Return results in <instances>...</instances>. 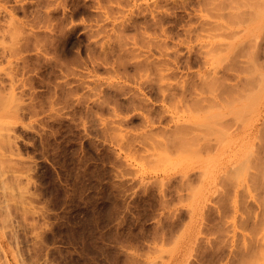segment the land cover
Masks as SVG:
<instances>
[{
  "label": "rangeland",
  "instance_id": "1",
  "mask_svg": "<svg viewBox=\"0 0 264 264\" xmlns=\"http://www.w3.org/2000/svg\"><path fill=\"white\" fill-rule=\"evenodd\" d=\"M0 264H264V0H0Z\"/></svg>",
  "mask_w": 264,
  "mask_h": 264
},
{
  "label": "bare ground",
  "instance_id": "2",
  "mask_svg": "<svg viewBox=\"0 0 264 264\" xmlns=\"http://www.w3.org/2000/svg\"><path fill=\"white\" fill-rule=\"evenodd\" d=\"M256 1H257V0H256ZM245 2H246V1H245ZM254 2H255V1H254ZM256 3H257V2H256ZM255 5L257 6V4H255ZM258 5H259V4H258ZM253 6H254V5H253ZM260 6H262L261 3H260ZM254 7H255V6H254ZM256 12H257V11H256ZM249 13H250V12H249ZM252 13H254V11L251 12V14H252ZM245 14H246V13H245ZM260 14H261V13H260ZM239 51H240V50H239ZM234 54H235V53H233V57H234ZM236 54H237V53H236ZM237 55H238V54H237ZM235 57H236V55H235ZM233 61H234V60H233ZM233 61H231V64H233V65H232V66H230L231 64L229 65V68H230V69H231V67L236 68L235 65L238 64V63H235V61H234V63H233ZM236 61L239 62L237 59H236ZM239 63H240V62H239ZM241 63H242V62H241ZM227 66H228V65H227ZM244 66H246V65H244ZM239 67H242L243 69L245 68V67H243V65L240 66V64H239ZM232 69H233V68H232ZM232 69H231V70H232ZM239 69H240V68H239ZM243 69H242V70H243ZM234 71H236V70H234ZM238 72H239V70H238ZM240 72H241V71H240ZM240 72H239V73H240ZM245 72H246V69H245ZM242 73H243V71H242ZM242 73H241V74H242ZM234 74H235V73H234ZM236 75H238V74L236 73L234 76H236ZM242 76H244V75H242ZM245 76H246V75H245ZM240 77H241V76H240ZM249 77H250V76H247V78H246V77H244V78L248 79ZM252 77H253V76H252ZM242 78H243V77H242ZM244 78H243V79H244ZM239 79H240V78H239ZM239 79H237L238 81H236V83L239 82L240 84H242V83H241V80H242L243 82H245V80H246V79H244V80H243V79H240V80H239ZM249 79L251 80L252 78L250 77ZM250 80H248V82H247V81H246V82H247V83H250V82H249ZM252 81H253V79H252ZM12 82H13V81H12ZM251 83H252V82H251ZM237 84H238V83H237ZM231 85H232L231 88L233 89L234 85H233V84H231ZM231 85H228V86L225 85V88L223 87L226 91H224V89H221V90H223L222 92H227V94L224 93V94H222V95H223L224 97H225V94H226V96L228 95V96H229V97H228V101L231 100V102H233V101H235V100H238V97H237V96H235V97L231 96V94H232V95L234 94V93H233V90L230 88ZM235 85H236V84H235ZM238 85H239V84H238ZM249 85L251 86L252 84H249ZM240 86H241V85H240ZM227 87H229V88H227ZM238 87H239V86H238ZM238 87H237V85H236V86H235V90L238 89ZM241 87L243 88V89H242V88H241V89L244 90V88L247 87V86H245V84H244V86H241ZM239 88H240V87H239ZM248 88H249V86H248ZM164 89H165V87H164ZM164 89H163V90H164ZM229 89H231L232 92H230L231 90H229ZM228 90H229V91H228ZM242 90H241V91H240V89L237 90V91H239V92L241 93V94H240L241 96H242V94H243V93H242ZM220 92H221V91H220ZM228 92H229L230 94H229ZM165 94H166V93H165ZM183 94H184V93H183ZM184 95H185V96H184ZM184 95H181V97H185V98L188 100V96H186V94H184ZM196 96H197V95H196ZM204 96H205V95H204ZM204 96H201V99H202V97H204ZM217 96L220 97L218 93H217ZM230 96H231V97H230ZM165 97H166V96H165ZM191 97H192V96H191ZM232 97H233V99H234V98H235V99L233 100ZM236 97H237V98H236ZM185 98H182V99H183L182 101H185V100H184ZM204 98H205V100L207 99L206 96H205ZM204 98H203V99H204ZM175 99H176V98H175ZM192 100H193V99H192ZM209 100H210V98H209L208 100H206V101H208V102L210 103ZM224 100H226V99L224 98ZM175 101L178 103V105H180L179 102H178V98H177V100H175ZM200 101H202V100H199V102H200ZM186 102H187V101H186ZM199 102H198V103H199ZM208 102H207V104H208ZM173 103H174V102H173ZM182 103H184V102H182ZM188 103H190V101H188ZM198 103H196L197 106L200 105V103H199V104H198ZM170 104H171V105H175V103L172 104V101H171ZM178 105H176V108L178 107ZM183 105H184V104H183ZM183 105H182V106H183ZM169 106H170V105H169ZM185 106H186V103H185ZM185 106H184V107H185ZM209 106H210V105H209ZM170 107H171V106H170ZM170 107H169V108H170ZM174 107H175V106H174ZM174 107L172 106V108H174ZM191 107H192V106H191ZM191 107H190V108H191ZM232 107H234V106H232ZM167 109H168V108H167ZM180 109H181V108H180ZM180 109H179V110H180ZM240 109H241V108H240ZM240 109H239V111H240ZM170 110H171V109H170ZM184 110H185V108H184ZM168 111H169V110H168ZM175 111H176V110H175ZM175 111H174V112H175ZM241 111H242V110H241ZM244 111H245V110H244ZM171 112H172V110H171ZM171 112H170V113H171ZM235 113H236V114H235ZM237 113H238V111H237V112L234 111L233 114L237 115ZM172 114L174 115V113H172ZM239 116H240V117H239L240 119L237 118V116H236V118H235L233 121H231V120H232L233 117H235V116H233V117H232V116L229 117V119H228L227 121H228V122L231 121V122H230V123H231V127L229 126V124H227V123H228L227 121H226L227 123L225 122L226 127L229 126L228 128H229V129L231 128V130H232V129H235L236 127L238 128V127H239L238 125L241 124V121H240V120L243 119V118H241V114H239ZM180 117H181V116H180ZM230 118H231V119H230ZM184 119H185V118H184ZM184 119H183V120H184ZM189 119H190V118H189ZM259 119H260V118H259ZM259 119H258V120H259ZM150 120H151V118L149 117V121H150ZM229 120H230V121H229ZM175 121H177V120H175ZM188 121H189V123L184 122L185 125H184V127H182V128H183L182 130H186V131L190 130V131H189V132H190L189 134H191V133L193 132L192 130H194V131H195V130H198V128L200 127V125H202V124L200 123V125H199V127H198V123H197L196 120H194V119H191V120H188ZM235 121H236V123H238V125H235L236 127L234 126V127H235V128H234V127L232 126V124H233V125L236 124V123H234ZM237 121H240V124H239V122H237ZM178 122H179V121H177V123H178ZM201 122H202V121H201ZM232 122H233V123H232ZM261 122H262V121H261ZM150 123H154V120H152V122L150 121ZM150 123H149V124H150ZM166 123H167V122H166ZM179 123H181V122H179ZM262 123H263V122H262ZM175 124H176V123H175ZM181 124H183V123H181ZM205 124H206V123H205ZM170 126H171V125H170ZM172 126H173V124H172ZM175 126H176V125H175ZM182 126H183V125H182ZM255 126H256V125H255ZM152 127H153V125H152ZM173 127H174V126H173ZM176 127H178V126H176ZM232 127H233V128H232ZM250 127H251V125H250ZM257 127H259V126H257ZM180 128H181V126H180ZM259 128H260V127H259ZM151 129H152V128H151ZM172 129H174V130H172ZM177 129H178V128H177ZM177 129H175V127H174V128H171V130H170V129H169V130L166 129V130H167V131H170V134H171V135H172L171 132H172V131H175V133L177 134L176 137L178 138V136L181 137V132H178L179 129H178V130H177ZM229 129H228V130H229ZM200 130L202 131L203 128L200 127ZM252 130H253V129H252ZM163 131H165V129H164ZM179 131H181V130H179ZM191 131H192V132H191ZM254 131H255V130H254ZM261 131H262V130H260V133H263V132H261ZM177 132H178L180 135H178ZM184 132H185V131H184ZM203 132H204V131H203ZM228 132H230V130H229ZM231 132H232V131H231ZM251 132H252V131H251ZM251 132H250V133H251ZM185 133H186V132H185ZM187 133H188V132H187ZM197 133H199V132H197ZM197 133H196V134L193 133V135L195 136V135H197ZM226 133H227V130H226ZM206 134H208V133H204V135H206ZM239 134H240V133H239ZM191 135H192V134H191ZM191 135H190V137H191ZM193 135H192V137H193V139H194V136H193ZM200 135H201V133H200ZM187 136H188V135H187ZM206 136H207V135H206ZM247 136H248V135H247ZM260 136H262V134H261ZM260 136L257 135V137H260ZM171 137H173V136H171ZM185 137H186V136H185ZM196 137H197V136H196ZM188 138H189V137H188ZM167 139L170 140V138H167ZM175 139H176V138H175ZM205 139H206V138H205ZM172 140H173V141H176V140H174V137H173ZM245 140H246V139H245ZM170 141H171V140H170ZM238 141H239V140H238ZM168 142H169V141H168ZM178 142H179V144H181V145L183 144V145H184V143H183V142L181 143V141H180L179 139H178ZM188 142H189V141H188ZM243 142H244V141H243ZM172 143H173V142H172ZM172 143H171V144H172ZM175 143H176V142H175ZM175 143H174V144H175ZM205 143L207 144V140H205ZM239 144H240V143H239ZM239 144H238V145H239ZM181 145H179V146H181ZM241 145H242V144H241ZM203 146H204V145H203ZM255 148H256V147H255ZM134 151H136V150H134ZM132 153H133V152H132ZM134 153H135V152H134ZM129 154H131V152H130ZM135 154H136V153H135ZM152 157H153V155H152Z\"/></svg>",
  "mask_w": 264,
  "mask_h": 264
}]
</instances>
